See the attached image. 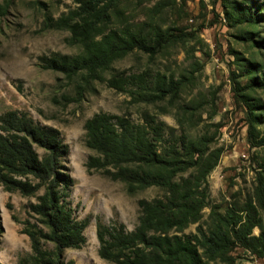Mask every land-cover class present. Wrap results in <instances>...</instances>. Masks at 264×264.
Returning <instances> with one entry per match:
<instances>
[{"label":"trees","instance_id":"16d2710c","mask_svg":"<svg viewBox=\"0 0 264 264\" xmlns=\"http://www.w3.org/2000/svg\"><path fill=\"white\" fill-rule=\"evenodd\" d=\"M151 1L74 0L76 7L68 13L58 18L45 16L47 27L68 30L66 41L80 51L74 55L53 53L42 58V65L73 81L77 95L90 89L94 81H105L137 102L167 100L168 105L179 108L180 134L149 112L141 122L103 111L85 121L86 145L97 153L88 158V172L122 181L129 194L151 186L162 191L160 196L138 201L140 215L133 230L116 220L96 223L99 255L114 264H205L203 256L231 264L236 259L229 252L240 246L264 257L260 215L264 210V163L257 173L255 202L248 199L240 209L231 206L225 213L212 208L206 226L199 223L196 233H186L190 224L202 218L209 197L208 176L223 147H212L214 136L207 131L196 136L188 132L195 125L194 112L200 105L177 104L182 80L159 72L154 76L146 70L104 76L116 60L130 52L153 54L173 41L155 20L163 1L148 6ZM130 4L146 11L143 18L126 9ZM252 6L250 2L238 16L255 24L263 13L260 9L252 12ZM7 7L0 3V13ZM245 33L258 50L246 61V83L233 80V91L245 108L249 144L264 147V137L258 138L259 126L264 125V101L253 95L264 91V38L257 40L253 32ZM66 148L58 129L36 122L27 112L11 109L0 115V183L5 191L35 198L29 200L24 220L12 215L31 242V253L18 264H75L66 259L65 250L81 248L86 242L88 219L78 220L73 215L68 198L74 179L62 171ZM255 227L261 230L258 235L252 234ZM3 232L0 209V237Z\"/></svg>","mask_w":264,"mask_h":264},{"label":"rangeland","instance_id":"374dc122","mask_svg":"<svg viewBox=\"0 0 264 264\" xmlns=\"http://www.w3.org/2000/svg\"><path fill=\"white\" fill-rule=\"evenodd\" d=\"M158 1L146 4L152 6ZM161 1L163 5L155 20L173 41L153 54L130 52L116 60L104 76L145 70L155 76L159 72L183 81L178 105H200L194 112L195 125L188 132L196 136L207 131L214 136L212 147L221 146L224 151L208 176L209 197L202 218L185 230L191 234L197 232L199 223L206 226L212 208L225 213L231 206L240 209L248 199L255 202L254 189L258 170L264 163V147H253L248 142L245 108L234 96L233 80L240 85L246 83V61L258 50L245 32H253L257 40L264 38V0ZM250 2L252 12L260 9L263 13L255 24L238 16ZM0 3L8 6L0 13V115L11 109L25 111L36 122L60 131L67 146L61 157L62 171L74 179L68 198L73 215L78 220L88 219L85 244L66 249L65 257L75 264H114L99 255L96 223L116 220L124 223L127 230H133L140 215L138 201L160 196L162 191L151 186L129 194L122 181L97 171L88 172V158L97 153L86 145L85 121L103 111L125 114L141 122L145 112H149L180 134L179 108L168 105L167 100L157 104L137 102L128 92L109 87L105 81L96 80L90 89L77 95L73 81L42 65V58L53 53L74 55L80 51L77 45L66 41L70 36L68 30L45 24L46 15L58 18L74 9V0H0ZM126 9L136 18H143L146 13L133 4ZM253 95L264 101V91ZM259 131L258 138L264 137V125L259 126ZM37 150L43 153L42 149ZM29 200L34 202L35 198L24 197L19 191H5L0 183L2 264H18L21 257L31 253V242L22 233V224L12 218V215L18 220L27 217ZM260 215L264 228V210H260ZM260 231L255 227L252 234L258 235ZM229 254L236 259L231 264H264V257L240 246ZM203 258L205 264H227Z\"/></svg>","mask_w":264,"mask_h":264}]
</instances>
